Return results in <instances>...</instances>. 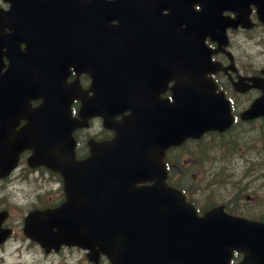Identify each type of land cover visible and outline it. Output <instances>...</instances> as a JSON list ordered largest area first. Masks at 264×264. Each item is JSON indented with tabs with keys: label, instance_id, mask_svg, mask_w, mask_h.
<instances>
[{
	"label": "flooded vegetation",
	"instance_id": "flooded-vegetation-1",
	"mask_svg": "<svg viewBox=\"0 0 264 264\" xmlns=\"http://www.w3.org/2000/svg\"><path fill=\"white\" fill-rule=\"evenodd\" d=\"M11 1H20V5L11 9ZM71 4L78 13L77 0H71ZM136 4L148 14L145 20L149 21V14L159 1L137 0ZM190 6L194 11L200 8L198 2ZM68 10L61 9L59 14ZM44 11L34 7L33 0H0V264H112L101 251L66 243L47 249L25 232L30 212L54 208L64 199L61 176L43 164H34L30 160L32 148L24 146L30 135L56 137L57 90L85 91L90 106L103 107L106 113H110L111 105L105 98L110 94L109 82L105 81L100 92L103 100L97 101L93 81L96 76L106 79L110 74L105 65L110 60L107 55L110 51L104 50L108 59L81 60L78 48L63 36L61 28L54 27L52 22L46 24L47 18L40 17L47 15ZM236 12L224 9L220 18L205 16L201 25L219 30ZM50 17V21L55 19ZM77 22L72 25L77 30L91 26ZM250 22L251 27L240 24L226 27L228 44L212 55V60L222 67L207 73L229 99L233 123L222 132H204L197 138H187L179 146L168 147L162 160L166 183L179 188L198 213L222 203L227 211L248 213L252 218L264 220V156L252 154L234 141L249 139L256 124L264 127V116L250 119L239 116L261 94L251 78L264 77V23L258 18L253 2L247 8V23ZM72 36L78 41L86 33L80 35L77 31ZM103 36L104 42L110 43V33ZM204 43L211 48L218 45L209 36L204 37ZM155 44L158 41L132 33L124 49L128 59L125 56L121 59L136 63L135 71L122 76L135 79L128 85L134 88L130 92L135 95L133 105L140 112L141 121L143 118L149 121V115L155 111L158 126L159 121L165 123L166 104H173L175 80L173 66L157 75L159 57L152 48ZM137 52L139 57L135 56ZM81 105L82 99L74 97L71 115L78 116ZM128 112L124 108L113 119L120 120ZM162 129L165 131V126ZM73 135L76 155L81 158L89 153V140L110 139L114 130L105 126L101 115L94 114L87 127L74 129ZM197 175L204 177L199 179ZM228 264L249 263H244L243 253L236 250Z\"/></svg>",
	"mask_w": 264,
	"mask_h": 264
},
{
	"label": "water",
	"instance_id": "water-1",
	"mask_svg": "<svg viewBox=\"0 0 264 264\" xmlns=\"http://www.w3.org/2000/svg\"><path fill=\"white\" fill-rule=\"evenodd\" d=\"M164 1L169 4L159 6L158 14L154 15L159 16L157 23L160 26L169 24L173 13H177V9H173L172 0ZM54 3H48V8L56 11L70 8L68 0V4H65V0H56ZM79 4L80 7H90L98 2L79 1ZM163 7L168 8L164 16L161 14ZM110 9L116 10L117 7L110 4ZM113 10L110 11V18H118ZM178 12L192 14L188 6ZM65 15L71 17V12ZM53 17L55 19L50 21L47 16L45 23L59 24L56 18H64V13H56ZM120 18L115 28H112V33L122 31L125 24L123 13ZM158 49L161 50L160 47ZM185 50L190 52L186 55L191 56L188 66H194L196 56L205 55L199 48L187 47ZM119 55L114 53L112 57ZM206 55L209 57V50ZM190 74L191 83L187 81L176 92L175 107L171 109L174 113L173 122L167 134L169 141L166 135H156L157 140H162L159 145L179 143L186 136L200 135L205 129H223L232 121L228 101L222 92L214 93L213 86L212 90L206 88V92L201 93L197 81L193 79V71ZM117 78H120L119 75L109 78L111 98L122 96L117 89L123 86L124 81ZM261 89L263 93L260 99L264 97V84H261ZM72 98L67 90H57L56 104L58 115L61 114L57 127L61 148L59 144L57 153L49 155L47 146L50 141H42L38 135L26 139V146L33 149L31 160L48 164L60 172L63 178L66 199L54 210L58 220L47 223L46 231L49 233L52 226L57 227L55 234L49 236L50 239L98 246L113 264H226L234 248L247 250L264 247L262 223L228 215L221 207L196 216L179 193L172 189L159 192L166 197L157 201L155 190L166 188L162 186L164 174L156 175L151 168L144 166L147 153L154 150L137 147L136 136L141 137V133L136 134L134 126L129 125L120 130L116 127V136L109 143H102L99 148L91 146V155L77 159L74 155L72 130L85 123L90 109L84 100L83 110L79 112L80 118H73L70 114ZM96 98L101 101L103 95H96ZM260 113H264V104L256 101L248 113L244 112L242 116H256ZM132 114L134 116L135 113ZM95 153L99 154L96 163ZM103 153L110 160L107 167L102 163ZM161 154L162 150L158 149V156ZM143 180H153L158 186L145 188L136 185Z\"/></svg>",
	"mask_w": 264,
	"mask_h": 264
},
{
	"label": "rangeland",
	"instance_id": "rangeland-1",
	"mask_svg": "<svg viewBox=\"0 0 264 264\" xmlns=\"http://www.w3.org/2000/svg\"><path fill=\"white\" fill-rule=\"evenodd\" d=\"M236 141L239 142V144H241L243 147H246V143L242 139H236ZM256 148H260V146L257 145ZM191 161H193V160H191ZM197 177L199 179H202L204 176L203 175H197Z\"/></svg>",
	"mask_w": 264,
	"mask_h": 264
}]
</instances>
